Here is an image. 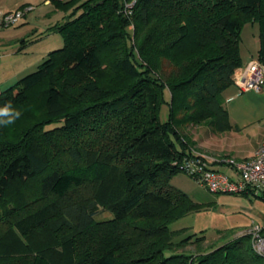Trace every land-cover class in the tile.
<instances>
[{
	"label": "trees",
	"instance_id": "16d2710c",
	"mask_svg": "<svg viewBox=\"0 0 264 264\" xmlns=\"http://www.w3.org/2000/svg\"><path fill=\"white\" fill-rule=\"evenodd\" d=\"M50 2L63 45L0 91V264H264L249 233L170 226L208 206L171 179L202 154L187 127L238 129L223 92L243 22L264 64V0Z\"/></svg>",
	"mask_w": 264,
	"mask_h": 264
},
{
	"label": "crops",
	"instance_id": "0c3cea01",
	"mask_svg": "<svg viewBox=\"0 0 264 264\" xmlns=\"http://www.w3.org/2000/svg\"><path fill=\"white\" fill-rule=\"evenodd\" d=\"M52 3L50 0H0V10L7 11L15 9L24 5H31L33 9L26 12L15 26L0 30V46L19 39L18 34L22 33L21 29L27 27L29 31L36 30L37 32L46 27V19L40 18L37 24L31 22V18L38 16L36 13L30 16L31 12L40 8L46 9ZM48 16V13H46ZM60 20V18L58 19ZM57 20V21H58ZM51 25H48L50 27ZM27 31V30H25ZM27 31V33H29ZM23 41V39H22ZM24 45V44H23ZM22 45V47H23ZM259 41L254 52L243 53L240 48V53L245 63L250 58H256ZM22 53L21 51L18 52ZM8 54L2 52L0 55V91L16 81L22 70L11 69L9 65L11 62L5 60ZM262 72H264V64H262ZM224 106L227 109L229 118L232 123L237 125V128H232L224 133L215 135L207 126L204 130L199 129L193 137L195 152L205 154H229L237 158L250 156L257 146L264 141V87L261 90L247 89L241 90L237 84H232L224 92ZM213 167L223 171L224 173L232 176V169L223 163H214ZM203 186L195 187L192 192H189L193 199L197 192L202 198L195 199L198 202L208 204L205 209L196 211L201 212L209 208H214L217 204L226 206L228 217L222 219L223 223L220 225H213L212 229L223 230L231 229L238 235L243 231L249 229L254 224H259L264 228V192H250V193H217L211 194L206 192ZM208 191V190H207ZM242 210L246 211L244 217L229 216L231 213H240ZM195 213V212H194ZM208 228L204 225L195 226L194 232L206 231ZM212 231V232H213Z\"/></svg>",
	"mask_w": 264,
	"mask_h": 264
},
{
	"label": "rangeland",
	"instance_id": "374dc122",
	"mask_svg": "<svg viewBox=\"0 0 264 264\" xmlns=\"http://www.w3.org/2000/svg\"><path fill=\"white\" fill-rule=\"evenodd\" d=\"M33 7V6H32ZM36 13L38 16L35 18H31V22H36L37 24H42L38 22L40 18H47L46 19V27L45 29H41L40 31H29L27 27H24L21 29L20 34H18L19 39H15V41H10L9 43L0 46V55L2 52H6L8 55L6 56L5 60L10 61L11 63L9 65L11 69L15 70H22L21 75H24L36 68V66L41 62L48 53L55 48H59L63 45L62 38L59 34V32L55 30H50V28H47L48 25H53L57 22V20L62 18V16L65 14L64 10L55 9L53 5L51 4L46 9H38L33 12H31L30 16H33V14ZM46 13H48V16H46ZM26 14V13H25ZM23 19V17L21 18ZM21 21V20H20ZM19 21V22H20ZM29 33H27V31ZM23 39V41H22ZM24 44V45H23ZM258 44V24L257 22H243L242 28H241V36H240V48L242 52L250 53L254 52ZM23 45V47H22ZM22 53H18V52ZM161 119L167 117V107L164 105L161 109ZM201 126H189L185 129V132L189 135L190 139L193 140V137L199 131ZM201 129L204 130V127H201ZM195 141V140H193ZM196 142V141H195ZM196 144V143H195ZM195 147V146H194ZM205 154V153H203ZM209 156H218V155H229V154H205ZM172 184H174L176 187L181 188L182 190L186 192H192L195 187H201L202 185L198 183L193 177H191L187 172L183 170H179L177 173H175L171 179ZM203 191L205 190L202 188ZM208 193L211 194H217L215 192H210L205 190ZM190 194V193H189ZM198 200L199 198H202L201 195L197 192L194 195ZM195 198V199H196ZM227 211L226 206H220L217 204L214 208H209L205 211L199 212H191L183 216L182 218L176 220L173 222L170 226L171 228H180V227H188L186 233L194 232L195 226L204 225L206 228H208L206 233H210L213 231L212 227L213 225H220L223 223L222 219L225 217H228V213H225ZM244 210H242L240 213H231L229 216L233 215L236 217H244L245 215ZM243 213V214H242ZM112 214L105 210L101 211L98 214H96V218H107L110 217ZM214 233H210L209 236ZM217 238L218 236L213 235L212 238ZM251 240V238H250ZM204 248V247H203ZM206 249V247L204 248Z\"/></svg>",
	"mask_w": 264,
	"mask_h": 264
},
{
	"label": "built area",
	"instance_id": "2783aa9c",
	"mask_svg": "<svg viewBox=\"0 0 264 264\" xmlns=\"http://www.w3.org/2000/svg\"><path fill=\"white\" fill-rule=\"evenodd\" d=\"M31 9V5H24L7 11L0 10V30L15 26ZM233 80L241 90H261L264 87L262 63L256 58L248 59L234 71ZM214 163L228 165L232 169V176L211 168ZM183 168L210 192H264V141H261L250 156L237 158L233 155L209 156L202 153L190 159ZM242 233L250 234L253 250L264 256V228L254 224Z\"/></svg>",
	"mask_w": 264,
	"mask_h": 264
},
{
	"label": "clouds",
	"instance_id": "9594fccd",
	"mask_svg": "<svg viewBox=\"0 0 264 264\" xmlns=\"http://www.w3.org/2000/svg\"><path fill=\"white\" fill-rule=\"evenodd\" d=\"M20 113L12 109L11 104L0 107V126H7L19 118Z\"/></svg>",
	"mask_w": 264,
	"mask_h": 264
}]
</instances>
